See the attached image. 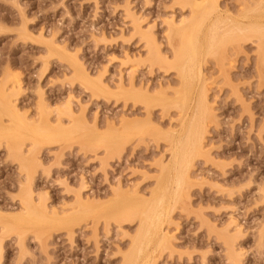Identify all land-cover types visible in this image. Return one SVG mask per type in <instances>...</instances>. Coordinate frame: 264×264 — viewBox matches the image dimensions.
<instances>
[{"label": "rangeland", "instance_id": "1", "mask_svg": "<svg viewBox=\"0 0 264 264\" xmlns=\"http://www.w3.org/2000/svg\"><path fill=\"white\" fill-rule=\"evenodd\" d=\"M208 1L0 0V264H128L159 194L167 239L132 264H264V0ZM196 8L228 34L186 105L177 35Z\"/></svg>", "mask_w": 264, "mask_h": 264}, {"label": "bare ground", "instance_id": "2", "mask_svg": "<svg viewBox=\"0 0 264 264\" xmlns=\"http://www.w3.org/2000/svg\"><path fill=\"white\" fill-rule=\"evenodd\" d=\"M213 1V0H212ZM212 1H208V2H206V3H211ZM258 1V0H257ZM260 2V1H259ZM253 3H255V2H253ZM205 4V3H204ZM203 4V5H204ZM207 4V5H208ZM216 4V3H215ZM203 5H202V7H203ZM211 6H213V5H211ZM257 6V5H256ZM255 6V7H256ZM260 6L261 7H256V8H253V9H255V10H253V13L254 12H256L257 14L258 13H260L261 11V13H260V15L261 16H264V7H262V5H261V3H260ZM215 7V6H214ZM250 7V6H249ZM203 8H205V7H203ZM213 8V7H212ZM211 8V9H212ZM214 9V8H213ZM216 9V8H215ZM244 11V10H243ZM251 11H252V9H251ZM251 11L249 12V13H251ZM194 12H195V15H194V19H191L185 26H184V28L181 30V32H180V34H178L177 36H179V40H178V49H177V54H178V62H179V65H180V67H181V74L179 75V76H181L182 75V77H181V79H182V87H183V89L182 90H184V91H181V92H184V97H185V99L183 98V96H181L180 98H182L183 99V103H184V100H186L187 98H188V94H189V92L191 91V88H193V86L194 85H196L197 83H196V80L198 79V77H200V74L202 73L201 72V70H200V61L198 60L199 59V55L198 54H200V56H202L204 53H206L207 52V50H211V48L214 46V45H216L217 44V42L219 43L220 41H223V39L225 38L224 36L225 35H227L228 33H223L224 34V36H223V34H222V32H221V27L216 23V22H218L219 24H221L219 21H216V22H213V23H215V24H213L212 22L210 23L212 26L211 27H207V24H206V26H203L204 24H202V26L204 27L203 29H205V32L204 33H201V35H198L199 33H200V31H199V28L200 27H202V26H200L199 27V24H200V22L201 21H204V20H202V15L201 14H203V13H201V10L199 9V8H196V11L194 10ZM213 12V11H212ZM215 12V11H214ZM220 13H221V11H219ZM197 13V14H196ZM205 13V12H204ZM209 13V12H208ZM210 13H211V11H210ZM219 13V14H220ZM240 13V12H239ZM255 13V14H256ZM212 14V13H211ZM242 14V13H241ZM203 15H205V14H203ZM208 15V14H207ZM228 15V14H227ZM244 15V14H243ZM246 15V14H245ZM216 16V15H215ZM239 16H241V15H239ZM251 16V15H250ZM260 16V17H261ZM192 17V16H191ZM190 17V18H191ZM241 17H243V16H241ZM254 18H255V15L253 16ZM259 17V18H260ZM205 18V17H204ZM209 18V16H207V20H209L208 19ZM216 18H220V16H218V17H216ZM236 18H238V17H236ZM240 18V17H239ZM256 18H257V16H256ZM264 18V17H263ZM223 19V18H222ZM221 19V20H222ZM226 18H224V20H225ZM228 19H230V18H228ZM242 19H245V20H249L250 18H247L246 16H244ZM242 19H238V20H242ZM212 20H215V19H212ZM244 20V21H245ZM251 20V19H250ZM261 20H263V19H261ZM206 21V20H205ZM230 21H232V20H230ZM229 21V22H230ZM252 21V20H251ZM253 21H255L256 22V20H254L253 19ZM257 21H258V18H257ZM260 21V20H259ZM264 21V20H263ZM226 22V24H227V21H225ZM225 22H224V24H225ZM249 22V21H248ZM261 22V21H260ZM260 22H258V23H260ZM231 23V22H230ZM242 23V22H241ZM241 23H240V25H241ZM257 23V24H258ZM224 24H222V25H224ZM225 24V25H226ZM238 24V25H237ZM236 24V26H238V28H237V30L239 29V23H237ZM244 24H246V22L244 23ZM262 24V23H261ZM228 25H229V23H228ZM233 25V24H232ZM232 25H230V26H232ZM235 25V24H234ZM256 25V24H255ZM262 25H264V24H262ZM262 25L260 26V25H258V26H260V27H262ZM230 26H229V28H230ZM245 25H243L242 27H244ZM223 27V26H222ZM226 27H227V25H226ZM228 28V29H229ZM233 28V27H232ZM246 28H248V27H245V28H240L239 29V31L240 32H242L243 30H245ZM250 28V27H249ZM248 28V29H249ZM255 28V27H254ZM262 28H264V26L262 27ZM202 28L200 29L201 31L203 30ZM223 30L225 31V29L223 28ZM222 30V31H223ZM252 30V29H251ZM256 30V29H255ZM258 30H259V28H258ZM264 29H262V30H260V32L261 31H263ZM199 31V32H198ZM226 31H228V30H226ZM225 31V32H226ZM246 31V30H245ZM229 32V31H228ZM230 32H232V31H230ZM237 32V31H236ZM247 32V31H246ZM245 32V33H246ZM251 32V31H250ZM198 33V34H197ZM235 33V32H234ZM252 33L255 35V33L252 31ZM262 33V32H261ZM236 34H238V33H236ZM240 34V33H239ZM264 34V33H263ZM230 35V34H229ZM227 36V37H230L231 38V35L230 36ZM243 35V34H242ZM241 35V36H242ZM252 35V34H251ZM259 35V34H258ZM246 36H248V34H246ZM238 37V36H237ZM243 37V36H242ZM234 38V37H233ZM254 38V37H253ZM228 39V38H227ZM232 39V38H231ZM235 39H236V37H235ZM258 39H259V37H258ZM262 39H264V38H262ZM262 39H260V40H262ZM251 40V39H250ZM257 40V39H256ZM229 41V40H228ZM238 41H239V39H238ZM263 41V40H262ZM236 42V41H235ZM170 43V42H169ZM216 43V44H215ZM223 45V43L220 45V46H222ZM225 45H226V43H225ZM260 46H261V44H260ZM173 47H176L175 45L173 46ZM237 47V46H236ZM240 47V46H239ZM210 48V49H209ZM216 48V47H215ZM215 48H214V50H215ZM174 49V48H173ZM213 50V51H214ZM262 52V51H261ZM202 54V55H201ZM259 54V53H258ZM262 54V53H261ZM206 55V54H205ZM177 57V56H176ZM203 57H201L200 58V60L202 59ZM223 59V58H222ZM229 63H230V61H228ZM232 62V61H231ZM221 68V67H220ZM176 69V68H175ZM179 70V69H178ZM258 70V69H257ZM259 71V70H258ZM203 78V77H202ZM200 80H202V79H200ZM199 81V80H198ZM196 83V84H195ZM12 84V83H11ZM201 84H202V81H201ZM199 85H200V83H199ZM203 85V84H202ZM201 86V85H200ZM14 87V86H13ZM13 87H11V88H13ZM197 87V86H196ZM198 88V87H197ZM123 89V88H122ZM195 89V88H194ZM8 90V89H7ZM12 90V89H11ZM10 90V91H11ZM190 90V91H189ZM199 90H201L200 89V87H199ZM5 91V90H4ZM127 91V90H126ZM189 91V92H188ZM195 91V90H194ZM197 92V91H196ZM201 92V91H200ZM8 93V92H7ZM192 93H193V91H192ZM191 93V94H192ZM202 93H205V92H201V94H199V96H197L198 98L200 97V95H203ZM2 94H3V92H2ZM191 94H189V95H191ZM144 94H142V96H143ZM146 95V94H145ZM183 95V94H182ZM193 95V94H192ZM192 95H191V97L190 98H192ZM196 95H198L197 93H196ZM3 96V95H2ZM125 96H127V95H125ZM130 96V95H129ZM129 96H127V98L129 97ZM146 96H150V95H146ZM5 97V96H4ZM151 97V96H150ZM187 97V98H186ZM205 97V95L203 96V98ZM10 98H12V97H10ZM130 98V97H129ZM128 98V99H129ZM131 98H133V97H131ZM136 98V97H135ZM139 98V97H138ZM176 98V97H175ZM174 98V99H175ZM179 98V97H178ZM189 98V99H190ZM197 98V99H198ZM2 99V98H1ZM5 99H7V98H5ZM137 99V98H136ZM145 99V98H144ZM144 99H143V101H144ZM169 99V98H168ZM177 99V98H176ZM188 99V101H190ZM200 99V98H199ZM206 99V98H205ZM205 99H204V101H205ZM11 100V99H10ZM149 100V99H148ZM151 100V99H150ZM149 100V101H150ZM155 100V99H154ZM159 100H161V98L159 99ZM166 100V99H165ZM164 100V101H165ZM172 100V99H171ZM194 100V99H193ZM196 100V99H195ZM200 100H202V99H200ZM146 101V100H145ZM144 101V102H145ZM148 101V102H149ZM179 101V100H178ZM182 101V100H181ZM187 101V102H188ZM197 101H199V100H197ZM141 102V101H140ZM152 102V101H151ZM171 102V101H170ZM175 102V101H174ZM190 102H192L193 103V101H190ZM196 102V101H195ZM199 102H201V103H203V101H199ZM7 103V102H6ZM14 103V102H13ZM146 103V102H145ZM164 103H166L167 104V102H164ZM164 103H163V105H164ZM173 103V102H172ZM183 103H182V105H183ZM185 103H186V101H185ZM184 103V104H185ZM206 103V102H205ZM15 104V103H14ZM13 104V105H14ZM161 104V103H160ZM169 104V103H168ZM189 104V103H188ZM194 104V103H193ZM198 103H196V105H197ZM200 104V103H199ZM199 104L197 105L198 106V109H199ZM207 104V103H206ZM181 105V106H182ZM186 105H187V103H186ZM190 105V104H189ZM201 105V104H200ZM6 106V104L4 103V101H3V99L0 101V108H4ZM15 106V105H14ZM179 106V105H178ZM185 106V105H184ZM183 106V108H185ZM194 107H196V106H194ZM204 106L203 105H201L200 106V109H199V117L201 116V118L203 117L202 116V114H204L205 112H203V109H205V108H203ZM168 108H170V107H168ZM186 109V108H185ZM188 109H189V107H188ZM193 109H196V108H193ZM198 109H196V110H198ZM11 110V108H9V111ZM16 110V109H15ZM187 110V109H186ZM182 111V110H181ZM188 111V110H187ZM206 111V110H205ZM3 112V111H2ZM13 112V111H12ZM150 112V111H149ZM194 113H196V111H193ZM197 112V113H198ZM201 112H203L201 115H200V113ZM207 112V111H206ZM10 113H11V111H10ZM190 113H191V111H190ZM196 113V114H197ZM9 114V113H8ZM182 114H183V112H182ZM192 114V113H191ZM195 114V115H196ZM208 114H210V113H208ZM7 115V114H6ZM189 115V114H188ZM207 115V114H206ZM2 117V116H1ZM9 117H12V116H9ZM184 118H185V116H183ZM197 117V116H196ZM196 117H194V118H196ZM18 118V117H17ZM188 118H189V116H188ZM193 118V119H194ZM2 119V118H1ZM12 119H14V118H12ZM182 120H183V118H181ZM206 119V118H205ZM196 120H199V119H195V121ZM10 121V120H9ZM14 121H16V120H14ZM184 121L186 122V120L184 119ZM184 121H181V122H184ZM202 121H204V119H202ZM11 122H12V120H11ZM19 122V121H18ZM191 122V121H190ZM189 121H187L186 123H190ZM20 123V122H19ZM192 123L194 124V122L192 121ZM192 123H191V125H192ZM196 123V122H195ZM198 124V123H197ZM201 124V123H200ZM3 125V124H2ZM184 125V123L182 124V126ZM190 124L188 125V126H191ZM195 125V124H194ZM193 125V126H194ZM24 126V125H23ZM197 126V125H196ZM196 126H194L196 129H197V127ZM204 126V125H203ZM2 128L4 127V126H1ZM27 127V126H26ZM199 127V126H198ZM35 128V127H34ZM195 128H190V130H189V133H184L183 135L184 136H182L178 141H179V146H177V148H173V150L174 149H176L175 150V153H174V155H172V156H174V159L173 160H175L177 163H178V166H177V168L179 167V169L180 168H182V169H184L185 170V166L187 165V164H189L190 162H189V158H190V154L192 153V151H191V147H192V142H191V137H192V134H193V136H194V130H195ZM187 129V128H186ZM188 129H189V127H188ZM199 129V128H198ZM198 129H197V131H196V134H197V138L198 137H200V132H201V129H200V131L198 132ZM10 130V129H9ZM8 130V131H9ZM180 130V129H179ZM202 130H204V129H202ZM1 131V130H0ZM7 131V130H6ZM5 131V132H6ZM26 131V130H25ZM30 131V130H29ZM4 132V133H5ZM178 132V131H177ZM184 132V131H183ZM1 133H3V132H1ZM29 133V132H28ZM34 133V132H33ZM39 133V132H38ZM171 133H173V132H171ZM176 133V132H175ZM30 134V133H29ZM176 134H179L180 135V131H179V133H176ZM186 134V135H185ZM1 135V134H0ZM32 135V134H31ZM39 135H42V134H39ZM48 135H49V133H48ZM179 135H177V136H179ZM199 135V136H198ZM201 135H202V133H201ZM46 135H44V137H45ZM51 136V135H50ZM49 136V137H50ZM196 136V135H195ZM40 137H42V136H40ZM39 137V138H40ZM173 137V136H172ZM174 137H175V134H174ZM180 137V136H179ZM27 138V137H26ZM32 138V137H31ZM30 138V139H31ZM37 139H38V137H36ZM43 138V137H42ZM46 138V137H45ZM203 138H204V136H203ZM29 139V138H28ZM41 139V138H40ZM174 139H176V138H174ZM174 139L172 138L171 140H173L174 141ZM35 140V139H34ZM45 140V139H44ZM199 140H201V137L199 138ZM198 139H197V141H196V143L199 141ZM32 141V140H31ZM36 141V140H35ZM41 141V140H40ZM173 141H172V143H173ZM36 142H38V141H36ZM200 142V141H199ZM39 143V142H38ZM175 144H176V142H174ZM173 143V144H174ZM177 144H178V142H177ZM200 144V143H199ZM198 144V145H199ZM39 145V144H38ZM172 145V144H171ZM197 144H195V146H196ZM198 145H197V147H198ZM201 146V145H200ZM175 147V146H174ZM13 148V147H12ZM14 149V148H13ZM200 149H201V147H200ZM16 150V149H15ZM195 150V149H194ZM198 150V149H197ZM195 152V151H194ZM197 152V151H196ZM199 153V152H198ZM30 154V153H29ZM173 154V153H172ZM192 154H194V153H192ZM19 155V154H18ZM199 155V154H198ZM23 157H24V155H22ZM25 158V157H24ZM18 159V158H17ZM19 160V159H18ZM171 160V159H170ZM172 161V160H171ZM179 161V162H178ZM170 162V161H169ZM189 162V163H188ZM169 165V164H168ZM174 166H175V164H174ZM167 167H171L170 165L169 166H167ZM176 168V167H175ZM176 168V169H177ZM167 169V168H166ZM169 169V168H168ZM167 169V170H168ZM176 169H175V171H176ZM165 170V169H164ZM183 170V172H185V176H186V170L184 171ZM172 171H173V168H172ZM174 171V172H175ZM190 171V170H189ZM165 172H166V170H165ZM170 172V171H169ZM168 172V173H169ZM177 172H179L176 176V181L178 180V177H181L180 175L182 174V173H180V171L178 170ZM176 172V173H177ZM181 172H182V170H181ZM175 173V174H176ZM165 174V173H164ZM188 175V174H187ZM167 176V175H166ZM174 176V177H173ZM172 177L173 178H175V175H173ZM188 177H189V175H188ZM168 178H169V176H168ZM170 178H171V175H170ZM173 178H171V180L173 179ZM182 178V177H181ZM185 177H183V179H184ZM163 179V178H162ZM174 181V180H173ZM182 182H183V180H181ZM166 182V181H165ZM174 183H175V181H174ZM162 185H164L163 183H161ZM160 184V185H161ZM166 184H167V182H166ZM169 185V184H168ZM175 185V184H174ZM173 185V186H174ZM177 185H178V183H177ZM180 186H181V184H180ZM161 187L162 186H160V189H161ZM164 187V186H163ZM167 187V186H166ZM165 187V188H166ZM171 187V186H170ZM177 187V186H176ZM176 187H175V189H176ZM172 188V187H171ZM180 188V187H179ZM167 189V188H166ZM169 190V189H168ZM167 190V191H168ZM177 190H179V189H177ZM160 191V190H159ZM162 192H163V190H162ZM169 192V191H168ZM167 192V194H169L170 195V193H168ZM174 193H175V191H174ZM178 194H179V192H177ZM154 194V193H153ZM156 194V193H155ZM157 194H159V192L157 193ZM166 194V195H167ZM162 195V194H161ZM169 195H168V197H169ZM173 195V194H172ZM171 195V196H172ZM157 196V195H156ZM160 196V194L158 195V198H159V200H157V198H156V201H158V205H157V207L158 206H160V207H162L163 208V206H165V204L167 203V205H166V209H167V207H168V205H169V201H167V200H164V198H163V196H162V198H160L159 197ZM171 196L169 197L170 199L169 200H171ZM153 197H154V195H153ZM168 197H166V198H168ZM182 197V196H181ZM155 198V197H154ZM178 198V197H177ZM172 199H173V197H172ZM180 199V198H179ZM142 202V201H141ZM144 202V201H143ZM142 202V203H143ZM153 202H154V200H153ZM169 202V203H168ZM175 202V201H174ZM147 203V202H146ZM150 203V202H149ZM149 203H147V204H149ZM176 203V202H175ZM174 204V203H173ZM156 205H155V207H156ZM145 206V205H144ZM148 207H150V209H152L151 207H153V206H149L148 205ZM159 207V208H160ZM25 208V207H24ZM143 208H145V207H143ZM161 208V209H162ZM149 209V210H150ZM155 210L157 209V208H154ZM165 208L163 209L164 211H165V213H164V211H163V213L164 214H166V212H168L167 210H166ZM169 209V208H168ZM172 209V208H171ZM26 210V209H25ZM144 210V209H143ZM148 209H145V211H147ZM154 210V212H152V210H150V212H152V214L150 215V214H148V212H147V214L149 215L148 217L147 216H144V215H142V216H140V218H143V219H140V221L141 220H143V223L145 224V226H143V227H146V225H147V228L149 227V229H146V228H143L142 230H143V232H144V229H145V233H144V235H145V237H146V241L145 242H143V244H141L140 242H138L139 241V239L138 238H140V237H138L137 238V242L135 243V246H134V248L135 249H132V252H131V254H132V256H133V259L131 260V262H129L128 264H132L133 262H135V263H137L136 261H138L139 259L140 260H145V259H147L148 258V256L145 254L146 253V251H147V249L151 246V244H152V241H153V239L155 238V237H157V239H158V236L160 237V242H161V244H162V241H164V240H166L167 239V234H165L164 233V231L162 230V223H161V215H163V213H160V211L158 210V212H156ZM162 211V210H161ZM149 212V213H150ZM142 214V213H141ZM144 214H146V212L144 213ZM146 214V215H147ZM168 215V214H167ZM24 216H26V215H24ZM1 217H3V216H1ZM27 217V216H26ZM145 217H147V218H145ZM4 218V217H3ZM1 219V218H0ZM146 219V220H145ZM148 219L150 220V225L148 226V224H146L147 223V221H148ZM51 220V219H50ZM54 220V219H53ZM55 220H57V219H55ZM1 221V220H0ZM145 221V222H144ZM5 222V221H4ZM6 222H9V221H6ZM38 222H40V221H38ZM51 222H53V221H51ZM142 222V221H141ZM140 222V223H141ZM41 223H44V222H41ZM55 223V222H54ZM143 223H141V224H143ZM4 224H6V223H4ZM3 224V225H4ZM37 224H40V223H37ZM47 224V223H46ZM49 224V223H48ZM59 224V223H58ZM7 225V224H6ZM5 225V226H6ZM26 225H28V223L26 224ZM45 225V223L42 225V226H44ZM50 225L52 226V224L50 223ZM50 225H47L48 227L50 226ZM60 225V224H59ZM63 225V224H62ZM8 226V225H7ZM6 226V227H7ZM47 226H45V227H47ZM50 226V227H51ZM54 226L55 227H57L56 226V223L54 224ZM53 227V226H52ZM44 228V227H43ZM52 229V228H51ZM49 230V229H48ZM142 232V233H143ZM142 235V234H141ZM144 235H143V237H144ZM142 238V237H141ZM160 242L157 244V246L158 247H160ZM155 243H156V240H155ZM157 247V248H158ZM156 249V248H155ZM148 253V252H147ZM130 257V256H129ZM128 257V258H129ZM127 261V260H126ZM146 261V260H145ZM145 261H143L142 263H144ZM128 262V261H127ZM126 262V263H127ZM144 264H146V262L144 263Z\"/></svg>", "mask_w": 264, "mask_h": 264}]
</instances>
